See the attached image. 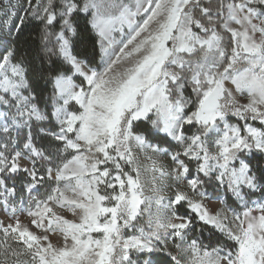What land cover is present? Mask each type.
Segmentation results:
<instances>
[{
  "label": "snow or ice",
  "instance_id": "obj_1",
  "mask_svg": "<svg viewBox=\"0 0 264 264\" xmlns=\"http://www.w3.org/2000/svg\"><path fill=\"white\" fill-rule=\"evenodd\" d=\"M0 213V264H264V0L0 3Z\"/></svg>",
  "mask_w": 264,
  "mask_h": 264
},
{
  "label": "rangeland",
  "instance_id": "obj_2",
  "mask_svg": "<svg viewBox=\"0 0 264 264\" xmlns=\"http://www.w3.org/2000/svg\"><path fill=\"white\" fill-rule=\"evenodd\" d=\"M2 2H5V0H0V3H2ZM213 199H215V198H213ZM210 206H215V205L213 204V205H210ZM0 215H2V213H0ZM205 235H207V233ZM205 242L207 243V240Z\"/></svg>",
  "mask_w": 264,
  "mask_h": 264
}]
</instances>
